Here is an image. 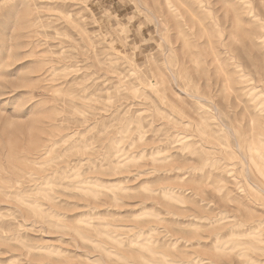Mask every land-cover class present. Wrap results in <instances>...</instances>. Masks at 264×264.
<instances>
[{
	"label": "rangeland",
	"instance_id": "rangeland-1",
	"mask_svg": "<svg viewBox=\"0 0 264 264\" xmlns=\"http://www.w3.org/2000/svg\"><path fill=\"white\" fill-rule=\"evenodd\" d=\"M0 264H264V0H0Z\"/></svg>",
	"mask_w": 264,
	"mask_h": 264
}]
</instances>
